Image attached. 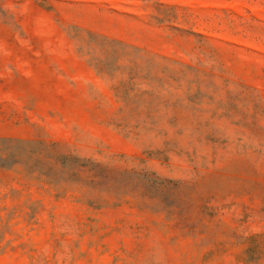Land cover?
Wrapping results in <instances>:
<instances>
[{
	"label": "rangeland",
	"instance_id": "rangeland-1",
	"mask_svg": "<svg viewBox=\"0 0 264 264\" xmlns=\"http://www.w3.org/2000/svg\"><path fill=\"white\" fill-rule=\"evenodd\" d=\"M0 264H264V0H0Z\"/></svg>",
	"mask_w": 264,
	"mask_h": 264
}]
</instances>
